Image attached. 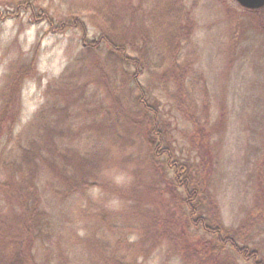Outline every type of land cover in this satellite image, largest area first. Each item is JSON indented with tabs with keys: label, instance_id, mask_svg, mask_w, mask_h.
<instances>
[{
	"label": "rangeland",
	"instance_id": "374dc122",
	"mask_svg": "<svg viewBox=\"0 0 264 264\" xmlns=\"http://www.w3.org/2000/svg\"><path fill=\"white\" fill-rule=\"evenodd\" d=\"M20 1L0 0V105L7 92L19 99L8 150L16 154L27 139L44 143L54 136L81 152L97 151V173L107 182L68 195L42 169L39 184L51 223L37 237L38 259L105 264L116 250L142 264H163L168 257L167 248L145 254V239L133 246L118 239L133 228L134 243L146 236L134 226L140 222L135 213L156 210L157 176L145 160L141 133L131 128L139 89L108 56L106 41L90 50L80 27L51 30L50 17L59 26L75 15L84 19L90 39L114 28L135 34L138 44L145 41L142 86L160 97L179 151L200 161L208 157L200 145L210 148L209 186L223 219L232 226L250 215L254 223L259 219L252 234L264 251V19L237 0H33L34 6L18 7ZM179 39L178 59L188 66L186 100L203 128L198 134L178 108L177 82L162 78ZM15 80L20 83L14 86Z\"/></svg>",
	"mask_w": 264,
	"mask_h": 264
},
{
	"label": "trees",
	"instance_id": "16d2710c",
	"mask_svg": "<svg viewBox=\"0 0 264 264\" xmlns=\"http://www.w3.org/2000/svg\"><path fill=\"white\" fill-rule=\"evenodd\" d=\"M28 3L34 6L33 0H22L18 7H26ZM249 10L258 13L261 20L264 19V7ZM69 12L75 13L72 9ZM10 14L17 15L18 12ZM110 20L111 17H108V21ZM112 20L114 21L113 18ZM50 21L53 31L65 30L71 26L80 27L83 30L82 40L90 50H95L103 40L106 41L108 56L121 65L124 78H130L139 89V93L133 98L137 113L132 116L131 128L141 133L146 148L145 160L157 176L154 198L156 210L147 212L144 216L135 213L143 223L140 227V222L136 221L134 226L146 230L144 238L142 236L140 241L134 243L132 234L136 229L133 228L129 233L126 232V237L121 235L118 239L130 246L145 239L149 242L146 243L147 248L144 247L145 254L156 255L157 251L167 248L168 257L163 264H264V251L252 234V230L261 227L260 220L254 223L255 217L250 215L238 226L226 223L219 201L209 186L212 158L210 148L199 144L208 154L207 157L201 153L204 159L202 157L203 160L200 161L191 154L185 155L179 151V140L171 119L162 111L160 97L152 88L142 86L139 76L145 71V41L142 39L143 43L138 44L137 42H142L138 36L131 33L128 35V31H116L114 28L105 30L101 35L102 39H90L87 36V24L82 17L76 15L70 19H60L59 26L54 23L53 17H50ZM183 33L186 32H181V35ZM180 40L176 47L171 48L172 66L163 72L162 78L165 82H177L175 99L178 108L196 124L195 132L198 134L203 128L197 113L186 100L184 82L188 66L178 59ZM130 49L138 55H132ZM36 64L37 61L34 60L29 68L32 70ZM155 64L159 62L156 61ZM131 66H135L134 72L129 71ZM17 83L20 81L15 80L13 85ZM18 102V97L12 99V93L7 92L0 105V264H45L38 259L35 249L37 239L51 223L39 184L43 177L42 169L46 168L51 173L52 179L48 182L68 195L87 193L92 186H106L107 182L97 173V151L81 152L62 144L54 136L44 143L36 140V137L27 139L26 144L19 142L16 154H13V148L8 150V141L16 132ZM116 103L118 102H115L118 107ZM121 189L114 187L117 192H122ZM175 260L177 263H174ZM105 264L142 262L137 258L128 260L125 254L116 250Z\"/></svg>",
	"mask_w": 264,
	"mask_h": 264
},
{
	"label": "water",
	"instance_id": "95a60500",
	"mask_svg": "<svg viewBox=\"0 0 264 264\" xmlns=\"http://www.w3.org/2000/svg\"><path fill=\"white\" fill-rule=\"evenodd\" d=\"M241 5L251 9L264 7V0H237Z\"/></svg>",
	"mask_w": 264,
	"mask_h": 264
}]
</instances>
